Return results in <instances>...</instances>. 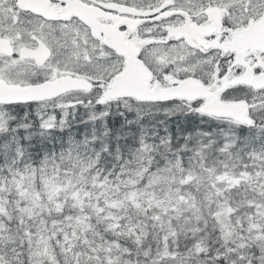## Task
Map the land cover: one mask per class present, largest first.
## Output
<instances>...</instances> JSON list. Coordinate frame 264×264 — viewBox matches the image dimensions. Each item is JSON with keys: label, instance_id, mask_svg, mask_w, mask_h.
<instances>
[{"label": "snow or ice", "instance_id": "obj_1", "mask_svg": "<svg viewBox=\"0 0 264 264\" xmlns=\"http://www.w3.org/2000/svg\"><path fill=\"white\" fill-rule=\"evenodd\" d=\"M0 264H264V0H0Z\"/></svg>", "mask_w": 264, "mask_h": 264}]
</instances>
